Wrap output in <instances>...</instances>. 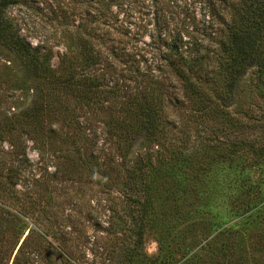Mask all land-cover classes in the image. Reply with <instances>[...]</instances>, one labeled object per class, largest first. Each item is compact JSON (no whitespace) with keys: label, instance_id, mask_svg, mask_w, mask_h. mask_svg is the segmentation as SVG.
I'll return each instance as SVG.
<instances>
[{"label":"trees","instance_id":"trees-1","mask_svg":"<svg viewBox=\"0 0 264 264\" xmlns=\"http://www.w3.org/2000/svg\"><path fill=\"white\" fill-rule=\"evenodd\" d=\"M19 1L0 0V46L16 54L22 81L33 94L17 120L8 116L4 127L12 130L18 123L31 140L61 154L65 148L57 143L63 128L55 117L65 126L77 120L79 127L81 111L99 118L91 155L84 147L73 158L62 154L54 174L83 176L87 168L86 177H96L101 194L91 218L96 232L85 236L81 252L69 251L64 231L52 240L53 232L41 228L40 219L51 209L45 194L34 188L38 180L28 191L18 189L27 156L16 166H6L0 157V216L10 221L16 237L8 246L1 236L8 231H1L0 264H264V166L258 164L264 162L259 160L264 143L255 146L241 138L221 156L231 160L241 150L250 151L257 157L251 167L260 169L258 177L243 176L231 164L218 172L214 162L205 161L199 169L205 179L171 185L159 155L168 134L164 104L170 74L185 96L203 100L209 98L203 84L217 77L230 99L250 69L264 74V0H91L97 12L82 25L86 34L72 35L57 66L53 51L33 46L8 15ZM225 12L228 17H221ZM143 61H149L146 68ZM214 65L213 77L202 73ZM71 99L76 102L70 104ZM140 142L148 144L147 151L129 160ZM10 145L8 153L18 154L17 144ZM117 156L128 174L114 180L115 168L108 164ZM148 231L158 234L155 257L143 251Z\"/></svg>","mask_w":264,"mask_h":264},{"label":"rangeland","instance_id":"rangeland-1","mask_svg":"<svg viewBox=\"0 0 264 264\" xmlns=\"http://www.w3.org/2000/svg\"><path fill=\"white\" fill-rule=\"evenodd\" d=\"M91 2V0H20L18 4L9 8L8 15L20 26L21 33L33 46L43 44L53 51L52 63L57 66L68 52L72 35L75 36L79 32L86 34L82 25L86 20L92 21L93 12H97ZM196 8L197 18L201 20L200 4ZM221 17L228 15L225 12ZM89 26L90 29L94 24L90 23ZM217 26L220 28L219 23ZM147 39L150 40L148 37ZM197 49L203 52L207 48L200 46ZM73 50L76 52L78 48L74 46ZM142 63L146 68L149 61ZM208 68L202 73H210L213 77L217 66ZM175 76L170 74L171 83L168 82L170 85L165 86L168 100L164 104V120L168 134L163 138L159 154L162 155L166 169L164 173L169 184L174 185L185 178H191L196 182L205 179L206 174L199 170L205 161L214 162L212 164L217 167L218 172H222L231 164L238 167L243 176L250 173L258 177L260 169L251 167L257 157L250 151L241 150L231 160L221 156L232 147V144H239L241 138L255 146L264 143V74H260L255 68L250 69L234 86L230 99L226 98L230 94L226 83L222 77H217L213 82L203 84L209 94L207 100L196 95L185 96V89ZM22 77L23 71L16 54L0 46V127H2L0 129L3 134L0 136V157L4 159L6 166H16L27 156L29 161L24 160L23 173L26 175L20 181L19 191L24 192L26 189L28 191L30 188L28 185L31 186L38 180L39 185L36 183L34 188L40 194H45L51 209L40 219L41 228L53 232L52 240L59 232L64 231L67 239L64 246L66 245L69 251L76 249L75 251L79 253L82 251L81 247L86 246L85 236L97 230L91 218L96 210L95 201L101 194L100 187L96 177L93 175L86 177L85 173L89 171L87 168L83 176L72 174L67 178H59L61 175L54 174L55 165H62L61 162L64 161L61 160L62 154L69 153L71 158L75 157L78 154L77 148L84 147L86 149L83 150H88L87 153L91 155L96 148L93 134L100 130L101 122L99 118L93 117V114H84L83 111L80 112V127L77 120L72 125L65 123L67 125L65 126L55 117L54 121L59 128H63L60 130L57 143V146L65 148L61 154L31 140L25 131L26 128L18 123L11 127L12 130L4 127L8 116L16 119L17 113L31 103L33 90L28 89L29 85L22 81ZM69 102L73 104L76 100L71 99ZM10 142L17 144L18 154L8 153L12 148ZM147 146L148 144L144 142L138 143L133 148L129 160L143 155L149 147ZM259 158L264 161V156ZM129 160L128 166L132 163ZM258 164L260 167L264 166V162ZM108 165L115 168L111 172V175L116 177L114 180L119 175L125 178L128 174L119 156L116 157L115 164ZM212 172L215 171L210 168L209 173ZM11 229L10 221L0 216V233L8 231L1 234L8 246H12L16 240ZM26 234L20 239L13 254L17 253ZM157 238L158 234L153 231L146 233L143 251L151 257L157 256L160 252ZM44 246L45 243L42 247Z\"/></svg>","mask_w":264,"mask_h":264}]
</instances>
